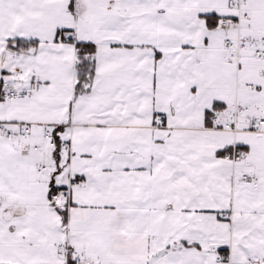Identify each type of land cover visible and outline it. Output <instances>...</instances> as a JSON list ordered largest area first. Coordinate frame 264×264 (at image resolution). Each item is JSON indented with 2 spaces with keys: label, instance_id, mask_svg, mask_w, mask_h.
<instances>
[{
  "label": "snow or ice",
  "instance_id": "obj_1",
  "mask_svg": "<svg viewBox=\"0 0 264 264\" xmlns=\"http://www.w3.org/2000/svg\"><path fill=\"white\" fill-rule=\"evenodd\" d=\"M0 264H264V0H0Z\"/></svg>",
  "mask_w": 264,
  "mask_h": 264
}]
</instances>
